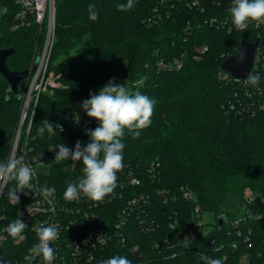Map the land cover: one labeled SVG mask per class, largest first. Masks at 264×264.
I'll use <instances>...</instances> for the list:
<instances>
[{
    "label": "trees",
    "instance_id": "trees-1",
    "mask_svg": "<svg viewBox=\"0 0 264 264\" xmlns=\"http://www.w3.org/2000/svg\"><path fill=\"white\" fill-rule=\"evenodd\" d=\"M17 1L0 0V11L6 10L0 18V49H15L7 66L24 72L33 67L44 40L34 23L15 28ZM126 3L57 0L48 73L54 74L59 87L48 86L40 91L37 102L31 101L22 136L31 155L43 162L41 180L48 187L66 190V182L82 178V162L57 163L48 148L61 143L74 149L77 141L86 146L90 142L86 130L98 125L87 116L82 102L110 79L125 84L156 104L151 124L140 130L139 138L125 130L124 167L118 174L133 172L141 185L126 186L125 197L112 204L119 205L118 213L134 197L144 199L129 208L127 248L111 255L126 256L132 264H197L202 255L221 259L223 264H244V256L250 254L252 264H259L260 251L264 253V210L253 207V217L239 225L244 232L254 230V249L248 250L243 243L232 248L233 243L242 242L234 224L245 216L246 195L253 194L257 200L264 197V113L237 114L231 109L238 82L224 80L221 65L239 50L241 33H229L211 23L227 16L231 0H205L204 9L178 0L175 7L161 6L159 0H134L132 9H117ZM90 4L98 12L95 21L89 18ZM259 31L264 34V24L258 31L251 30L252 42ZM204 47L208 50L201 53ZM29 83L30 78L20 83L22 99L13 94L8 98L9 84L0 74V161L10 156ZM45 120L54 125V134L46 129L38 134ZM14 186V181L8 184L0 202V215L12 214L9 221L21 207L10 204L8 192ZM187 189L194 199L184 198ZM196 208L200 218L214 217L215 224L207 225L210 229L196 230ZM222 216L227 223H221ZM148 219L155 221L154 232L141 227L140 221ZM134 246L139 247L137 253L131 251Z\"/></svg>",
    "mask_w": 264,
    "mask_h": 264
},
{
    "label": "built area",
    "instance_id": "built-area-1",
    "mask_svg": "<svg viewBox=\"0 0 264 264\" xmlns=\"http://www.w3.org/2000/svg\"><path fill=\"white\" fill-rule=\"evenodd\" d=\"M176 0H159L161 6L171 5L175 7ZM181 4H185L191 8L204 9L205 0H178ZM213 1L216 3L220 0H206V2ZM56 3L57 0H18L17 5L19 12L16 15L15 28L25 27L34 23L41 32H43L44 41L39 50L37 58L39 56V62L36 71L31 75L32 84L30 86L28 97L25 99V108L21 116L19 126L14 137L10 156H23L25 163L31 165L37 170V177L32 181L34 189L30 190L27 195L23 192L18 193L20 196L21 207L18 213H22L20 218L27 224L22 233V239H14L8 235L5 228L9 223L14 221L17 217L9 221V217L12 215L9 213H3L0 215V261L4 264H27L24 260V256L28 254V249L38 242L35 229L41 224H55L59 229L58 239L52 243V247L55 249V259L52 264H100L103 259L111 258L114 255L111 253H119L125 251L127 248L125 227L129 219V215L132 211L129 208L136 207L140 201L144 199L142 196L134 197L128 203V208L123 209L118 213L119 205H113L114 200H119L125 197V187L132 186L138 187L141 185L140 178L133 172H126L118 174V186L114 189L113 193L109 194L103 202L91 201L87 197L81 195L78 201H68L64 198L65 190L48 187L41 180L39 174V165L42 161L31 155L32 150L28 147L26 141L23 142V129L28 120L27 111L29 108V96L34 93V98L39 96L40 91L44 84V78L48 71L49 60L55 40V28H56ZM212 24H217L218 28L222 27L229 33L237 31L230 19L229 13L221 20L214 18L211 20ZM263 25V24H262ZM256 26L254 23H250L248 28L249 33L251 30H260L261 26ZM243 30V31H245ZM260 32V31H259ZM261 37H264L263 31L260 32L259 37L261 42L255 52V63L253 70L250 74L259 75L261 77L258 85H245L244 81L238 82V86L234 95V102L231 105V109L237 114H252L264 113V43H262ZM208 50L207 47L201 48L200 52L205 53ZM36 58V60H37ZM35 60V62H36ZM34 62V65H35ZM33 65V66H34ZM224 80H233L231 74L224 72ZM236 82V81H235ZM36 105L33 107L31 117L29 119L28 130L32 123ZM27 109V110H26ZM9 156V157H10ZM154 171V165L151 166L150 172ZM10 183V182H9ZM7 187V186H6ZM4 187L0 191L1 198L6 189ZM47 187L51 189L50 195L45 198L39 191L40 188ZM184 198L187 200L194 199V194L189 190L184 191ZM11 205H13L10 202ZM114 206V207H112ZM253 207H258L264 210V197L257 200L253 194H247L245 197V204L242 207L245 216L242 220L237 221L234 224V228H237V235L242 238V242H235L232 244L233 249H238L243 243L248 250L254 249V230L249 228L248 231L239 229L241 221H245L247 217H253ZM259 209V211H260ZM132 210V209H131ZM118 214V218H114V215ZM195 227L196 230L205 228L210 229L205 221V214L202 215L199 208L195 209ZM261 215H257L256 218L260 219ZM221 220L227 223L224 216ZM141 227L146 232H154L156 224L153 219L142 220ZM212 223V222H211ZM215 224V219L213 220ZM176 222L171 224V228H175ZM169 241L166 239L165 243ZM155 247L160 248V244H156ZM132 253L139 251L138 246L131 248ZM250 254L244 256V264H252ZM262 261L259 264H264V253L260 251L259 254ZM227 258L224 257L223 260ZM32 264H44L42 257H36Z\"/></svg>",
    "mask_w": 264,
    "mask_h": 264
},
{
    "label": "clouds",
    "instance_id": "clouds-1",
    "mask_svg": "<svg viewBox=\"0 0 264 264\" xmlns=\"http://www.w3.org/2000/svg\"><path fill=\"white\" fill-rule=\"evenodd\" d=\"M134 7V0H127L126 4H118L117 9L128 11ZM233 26L243 31L250 23L257 27L264 24V0H231V5L227 9ZM89 18L97 20L98 12L94 4L88 6ZM261 77L249 74L244 84L256 86ZM156 101L140 91L132 92L126 88L125 84H117L114 80H109L97 94L89 93V98L82 102L81 107L90 119L97 122L95 129H87L86 135L90 137V142L82 147L77 141L74 149L59 143L49 146L48 151L54 152V160H71L82 162L83 176L78 182H66L67 187L64 198L68 201H78L81 195L91 201L103 202L104 199L118 186V173L124 167L123 149L125 144L123 138L125 130L134 139L139 138L142 129L151 124V117L154 112ZM44 127L39 130V135H43L44 130L54 134V125L49 121H43ZM62 130V129H60ZM43 168V163L39 165ZM37 177V170L25 163L23 156H10L6 161H0V191L9 182H15V186L8 192V197L13 205L19 204L20 196L23 192L27 195L34 189L32 181ZM40 193L47 198L51 189L42 187ZM22 213H18L17 219L8 224L5 231L14 239H22V233L27 224L20 218ZM38 242L28 249V254L24 256L27 264H32L36 257H42L44 264H52L55 259V249L51 246L58 239L59 229L55 224H41L35 229ZM187 246V245H185ZM200 260L205 264H223L221 259H213L208 256H201ZM0 264H4L0 261ZM100 264H132L123 255H114L111 258L103 259Z\"/></svg>",
    "mask_w": 264,
    "mask_h": 264
},
{
    "label": "water",
    "instance_id": "water-1",
    "mask_svg": "<svg viewBox=\"0 0 264 264\" xmlns=\"http://www.w3.org/2000/svg\"><path fill=\"white\" fill-rule=\"evenodd\" d=\"M5 14L6 10L0 11V18L4 17ZM260 42V38H258L255 42H252L250 40L249 31H242L239 50L237 53L225 60V62L221 65V70L231 74L236 82H240L247 78L253 70L255 63V52ZM14 52L15 49L13 48L0 49V74L9 84L7 91L8 98L13 94L16 98L22 99L23 96L20 89V83L24 79L30 78V76L36 71L39 62V56L35 62V65L30 70L24 72H15L11 71L7 66V60L14 54ZM197 264H205V262L199 260Z\"/></svg>",
    "mask_w": 264,
    "mask_h": 264
},
{
    "label": "rangeland",
    "instance_id": "rangeland-1",
    "mask_svg": "<svg viewBox=\"0 0 264 264\" xmlns=\"http://www.w3.org/2000/svg\"><path fill=\"white\" fill-rule=\"evenodd\" d=\"M43 38V37H42ZM43 40H44V38H43ZM41 48V47H40ZM32 81H33V79H32V76H30V83H29V87H27V91L25 92V99L28 97V94H29V90H30V86H31V84H32ZM117 83V82H116ZM44 86L42 87V90L43 91H45L46 90V88L48 87V86H51V87H59V84L55 81V77H54V74L52 73V72H50V73H48V71H47V73H46V76H45V78H44ZM118 84V83H117ZM34 93H35V91L33 92V93H31L30 94V96H29V108H28V111H27V115L29 114V110H30V106H31V101L34 99ZM24 108H25V101H24ZM24 108H23V112H24ZM27 110V109H26ZM23 114V113H22ZM28 117V116H27ZM213 220H214V217H212L211 215H206L205 216V221H206V223H211V222H213Z\"/></svg>",
    "mask_w": 264,
    "mask_h": 264
}]
</instances>
